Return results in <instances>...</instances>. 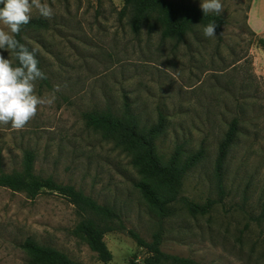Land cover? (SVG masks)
<instances>
[{
    "label": "rangeland",
    "instance_id": "obj_1",
    "mask_svg": "<svg viewBox=\"0 0 264 264\" xmlns=\"http://www.w3.org/2000/svg\"><path fill=\"white\" fill-rule=\"evenodd\" d=\"M124 1L46 0L51 19L32 10L31 18L49 24L26 36L46 77L36 82V94L55 99L39 106L22 130L0 125V173L22 172L32 155L36 176L114 207L127 229L148 242L161 232L167 254L200 264H264V0H221L220 15L227 19L222 33L206 38L197 26L183 40L146 28L134 33L129 17L120 14ZM126 99L142 127L156 124L160 113L167 117L157 142L164 157L177 145L186 155L206 150L183 187L198 204L219 198L213 173L219 146L232 121H239L225 165L226 198L210 214L191 216L180 203L174 216L161 218L136 187L141 177L130 155L87 125L85 113H120ZM80 220L57 192L29 199L0 188V264H28L21 247L28 238L82 264H105L73 233ZM105 241L113 254L108 264L147 256L124 231L107 233Z\"/></svg>",
    "mask_w": 264,
    "mask_h": 264
},
{
    "label": "trees",
    "instance_id": "obj_2",
    "mask_svg": "<svg viewBox=\"0 0 264 264\" xmlns=\"http://www.w3.org/2000/svg\"><path fill=\"white\" fill-rule=\"evenodd\" d=\"M120 14L129 17L134 33L138 34L144 28L149 33L160 31L162 38L166 40L168 38L183 40L197 26L205 27L209 23H215L216 34H221L227 25V19L223 15L215 13L204 15L200 7L181 0H125ZM48 26L44 19L31 18L15 38L31 51L35 48L27 43L26 36L34 31L47 29ZM260 42L264 47V40ZM36 58L42 71V61L37 50ZM123 108L120 113L114 111L85 113L84 119L89 127L101 133L103 139L111 141L117 148L130 155L131 164L141 177L136 187L146 203L155 209L161 218L174 216L176 206L180 203L191 216L196 217L210 214L217 204L223 202L226 198L225 165L228 153L238 136L237 119L232 121L225 139L221 142L215 162L213 173L219 198H209L203 204H198L183 195V187L188 173L205 159L206 150L200 148L186 155L184 145H177L170 157H164L158 151L157 142L165 135L168 127L165 114L160 113L157 123L147 128L141 126L140 118L133 112L128 99ZM0 188L24 193L29 199L38 198L43 190L61 194L75 207L81 218L73 233L97 254L99 261L105 264L113 260L105 236L114 231L126 232L147 252L143 261L133 260L131 264H200L190 258L163 252L161 232L155 233L154 240L148 242L138 232L127 229L114 207L98 203L72 185H63L52 178L43 179L36 176L33 171L32 155L27 156L22 172L0 173ZM262 220L264 221V211ZM21 247L30 257L28 264H82L55 247L40 244L31 238L26 239Z\"/></svg>",
    "mask_w": 264,
    "mask_h": 264
},
{
    "label": "clouds",
    "instance_id": "obj_3",
    "mask_svg": "<svg viewBox=\"0 0 264 264\" xmlns=\"http://www.w3.org/2000/svg\"><path fill=\"white\" fill-rule=\"evenodd\" d=\"M0 5V25L4 26L0 28V50L9 53L7 59L0 54V125L22 130L36 117L39 106L53 103L55 96L36 94V82L45 79V74L39 68L36 50L30 51L15 36L30 22L33 9L45 19L54 13L46 0H0ZM199 7L204 15L223 11L221 0H200ZM216 28L215 23H209L203 28V36H216ZM55 91H59L58 85Z\"/></svg>",
    "mask_w": 264,
    "mask_h": 264
}]
</instances>
